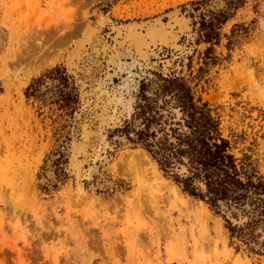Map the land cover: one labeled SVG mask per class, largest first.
Wrapping results in <instances>:
<instances>
[{
	"label": "rangeland",
	"instance_id": "374dc122",
	"mask_svg": "<svg viewBox=\"0 0 264 264\" xmlns=\"http://www.w3.org/2000/svg\"><path fill=\"white\" fill-rule=\"evenodd\" d=\"M189 1L0 0V264H264L235 251L218 216L175 196L168 184L178 186L158 167L155 177L144 149L113 130L141 78L174 73L207 102L234 155L248 154L264 178V0H243L207 53L209 43H194ZM156 21L173 41L137 50L126 33ZM233 23L245 32L227 47ZM54 65L72 76L71 114L44 89L48 77L38 95L24 94ZM88 109L96 128L75 153L77 172L72 143ZM59 145L56 178L50 152Z\"/></svg>",
	"mask_w": 264,
	"mask_h": 264
},
{
	"label": "trees",
	"instance_id": "16d2710c",
	"mask_svg": "<svg viewBox=\"0 0 264 264\" xmlns=\"http://www.w3.org/2000/svg\"><path fill=\"white\" fill-rule=\"evenodd\" d=\"M221 1L219 6L218 0L188 2L186 14L195 33L194 43H209L205 53L219 41L222 23L243 0ZM244 32V26L233 23L226 46ZM44 77L52 80L44 83V89H50L59 108L71 114L77 92L62 65L51 66L31 79L24 87L25 96L38 95ZM113 130L147 151L182 193L201 201L218 216L235 251L264 256V178L248 154L234 155L207 102L195 96L182 76L151 71L150 76L141 78L129 114ZM62 146L50 152L54 157L49 166L56 178L64 173Z\"/></svg>",
	"mask_w": 264,
	"mask_h": 264
},
{
	"label": "bare ground",
	"instance_id": "6f19581e",
	"mask_svg": "<svg viewBox=\"0 0 264 264\" xmlns=\"http://www.w3.org/2000/svg\"><path fill=\"white\" fill-rule=\"evenodd\" d=\"M166 28L163 24L159 23L158 21L150 24L147 26L145 32H141V31H138L136 30L134 27H131L128 32L126 33V38L130 41L131 44L135 45V47L137 48V50H140L141 48V45H144L145 43H154V42H159V43H166L167 41H173L174 39V36L172 34H170V32L167 34L166 32L168 31H165ZM118 33V31H117ZM93 37V36H92ZM91 38V37H90ZM79 44V43H78ZM83 45V44H82ZM84 52V51H83ZM28 53V51H27ZM17 54V53H16ZM31 54V53H29ZM19 54H17L18 56ZM23 55V54H21ZM26 58V56H24ZM21 59V58H20ZM104 112V111H103ZM100 114V113H99ZM98 115V114H96ZM103 113H101V115H99L100 117V121L102 120L103 118ZM106 119V118H105ZM95 120V119H94ZM81 123L80 124V137L77 138V139H80L79 142L77 141H72V155H73V158L71 157V166L72 168H74L77 172H78V168H79V160H77L76 156H75V153L77 151H80L81 149H83V147L87 144L89 140V136L91 137V133L94 132L95 128L94 129H91L89 125H87L86 123L83 124ZM100 125V124H99ZM94 127V126H93ZM99 127V126H98ZM83 128V129H82ZM97 133V132H95ZM99 134V133H98ZM94 135V134H93ZM95 138V137H94ZM98 140V139H97ZM96 140V141H97ZM95 141V140H94ZM92 143V142H91ZM90 143V144H91ZM95 143V142H94ZM89 154V153H88ZM142 156V158L146 159L147 161L150 162V165L152 166L153 168V172L154 174L156 175L155 177H160V170L157 168V165L156 163L151 159L150 155L145 151V150H141L140 151V154ZM145 160V162H146ZM81 163V162H80ZM168 184V183H167ZM169 185V189L172 190V192L174 193V195L178 196L181 194V191L179 190L178 187H176L175 185H173L172 183L168 184ZM171 185V186H170ZM168 187V186H167ZM168 197V196H167ZM160 199H163V198H160ZM166 199V197H165ZM156 200V199H155ZM167 200V199H166ZM158 201H159V198H158ZM169 201V200H168ZM156 203V201H154ZM153 203V204H155ZM161 203V202H159ZM171 203V202H169ZM165 204H168V202H166ZM163 205V204H162ZM170 205V204H169ZM157 206V204H156ZM169 210V209H168ZM162 212V211H161ZM162 213H166V211H163ZM161 214V213H160ZM168 214V213H166ZM163 215V214H162ZM161 216V215H159ZM170 217V216H169Z\"/></svg>",
	"mask_w": 264,
	"mask_h": 264
},
{
	"label": "water",
	"instance_id": "95a60500",
	"mask_svg": "<svg viewBox=\"0 0 264 264\" xmlns=\"http://www.w3.org/2000/svg\"><path fill=\"white\" fill-rule=\"evenodd\" d=\"M91 111H90V109H88V110H85L84 111V113L82 114V116L80 117V120H79V122H78V124H81V122L82 123H86L87 125H89V124H93L94 122H95V120L93 119L94 118V115H91ZM92 121H94V122H92ZM80 126H78V128H77V132H76V134H75V136L77 137V138H79L80 137Z\"/></svg>",
	"mask_w": 264,
	"mask_h": 264
}]
</instances>
